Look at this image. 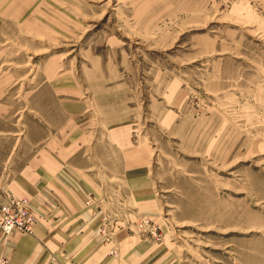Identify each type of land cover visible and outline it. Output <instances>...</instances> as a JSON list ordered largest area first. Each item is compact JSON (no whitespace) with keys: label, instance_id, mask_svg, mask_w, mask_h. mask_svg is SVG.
<instances>
[{"label":"rangeland","instance_id":"rangeland-1","mask_svg":"<svg viewBox=\"0 0 264 264\" xmlns=\"http://www.w3.org/2000/svg\"><path fill=\"white\" fill-rule=\"evenodd\" d=\"M0 82L119 258L264 264V0H0Z\"/></svg>","mask_w":264,"mask_h":264},{"label":"crops","instance_id":"crops-1","mask_svg":"<svg viewBox=\"0 0 264 264\" xmlns=\"http://www.w3.org/2000/svg\"><path fill=\"white\" fill-rule=\"evenodd\" d=\"M6 91L7 86L0 82V142L6 140V136H13L14 143L7 151L0 150V192L29 199L36 223L31 235L6 237L0 232V262L132 264L137 261L147 264L152 259L153 251H142L146 249L145 246L142 249L136 247L133 256L127 251L125 255L119 252L121 258L118 257L119 246L126 250L129 246H124L120 241L121 234L117 231L114 217L108 219L109 241L102 237L99 240L94 234L96 227L100 226V217L72 200L71 186L66 184L64 177L63 180L55 177L63 169L67 174L71 173V166L65 164V150L63 156L48 150L40 154L36 150L20 155L21 151L15 150L19 135L7 130L8 118H12L15 109L5 98ZM21 156L25 161L21 162ZM75 237L79 239L75 240ZM113 249L117 251L116 256L110 255Z\"/></svg>","mask_w":264,"mask_h":264},{"label":"built area","instance_id":"built-area-1","mask_svg":"<svg viewBox=\"0 0 264 264\" xmlns=\"http://www.w3.org/2000/svg\"><path fill=\"white\" fill-rule=\"evenodd\" d=\"M35 223V215L27 198L0 192V232L4 236L12 233L31 235ZM106 228L108 227L104 226L100 232L109 241L110 237ZM110 255L116 256V250H111ZM0 264H5L4 260Z\"/></svg>","mask_w":264,"mask_h":264},{"label":"bare ground","instance_id":"bare-ground-1","mask_svg":"<svg viewBox=\"0 0 264 264\" xmlns=\"http://www.w3.org/2000/svg\"><path fill=\"white\" fill-rule=\"evenodd\" d=\"M9 236V235H8Z\"/></svg>","mask_w":264,"mask_h":264}]
</instances>
